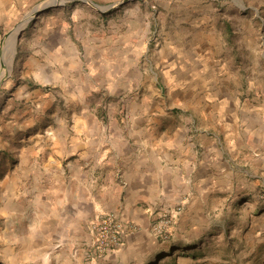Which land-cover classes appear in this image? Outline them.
<instances>
[{"label":"crops","instance_id":"0c3cea01","mask_svg":"<svg viewBox=\"0 0 264 264\" xmlns=\"http://www.w3.org/2000/svg\"><path fill=\"white\" fill-rule=\"evenodd\" d=\"M13 7L0 0V11ZM80 10L73 24L40 27L32 47L21 41V76L64 90L70 114L48 124L50 146L20 189L0 187V264H199L207 251L222 256L225 237L240 243L246 228L262 240L264 88L255 68L240 93V60L193 42L149 49L145 32L135 41L142 30L124 23L117 37L99 13L85 14L81 39ZM177 208L170 237L158 239V213ZM106 214L125 228L117 247L98 253L91 225Z\"/></svg>","mask_w":264,"mask_h":264},{"label":"rangeland","instance_id":"374dc122","mask_svg":"<svg viewBox=\"0 0 264 264\" xmlns=\"http://www.w3.org/2000/svg\"><path fill=\"white\" fill-rule=\"evenodd\" d=\"M12 3L13 8L0 11V45L18 30L9 65L4 62L0 77V187L6 184L10 189L14 184L17 188L23 182L19 179L26 178L32 164L40 166L50 146L48 124L70 114L64 90L21 76V57L27 51L21 41H30L31 47L36 37L41 41L40 27L51 20H68L73 24V12L78 8L81 10L74 24L75 34H80L81 39L87 38L85 14L99 13L113 25L117 37L122 34L124 23L130 24L132 32L142 30L135 41H142L145 32L149 49L169 40L175 44L193 42L197 47L211 48L215 55L217 51L234 57L242 67V82L237 90L246 92L252 66L255 68L252 81H256V87L264 88V0H12ZM251 57L256 58L254 64L249 60ZM236 65L240 66H233ZM262 194L258 193L260 198ZM3 230L0 226V232ZM260 232L263 237L264 229ZM251 237L247 228L240 243L225 237L222 256L218 257L216 249L209 255L207 251V260L199 264H264V238L256 241Z\"/></svg>","mask_w":264,"mask_h":264},{"label":"built area","instance_id":"2783aa9c","mask_svg":"<svg viewBox=\"0 0 264 264\" xmlns=\"http://www.w3.org/2000/svg\"><path fill=\"white\" fill-rule=\"evenodd\" d=\"M179 211L180 208L174 209V212L167 209L160 210L152 225L151 233L160 240H167L170 236L174 218ZM124 228V225L118 222L112 214L103 215L93 223L91 231L94 233V242L98 253H104L117 247Z\"/></svg>","mask_w":264,"mask_h":264},{"label":"bare ground","instance_id":"6f19581e","mask_svg":"<svg viewBox=\"0 0 264 264\" xmlns=\"http://www.w3.org/2000/svg\"><path fill=\"white\" fill-rule=\"evenodd\" d=\"M17 31L18 30L14 31L8 37V39L4 42V44L0 45V50H2V54L0 55V77L2 76V73L4 72L3 71L4 62L6 63L7 66L9 65L11 54H13V46H14Z\"/></svg>","mask_w":264,"mask_h":264},{"label":"water","instance_id":"95a60500","mask_svg":"<svg viewBox=\"0 0 264 264\" xmlns=\"http://www.w3.org/2000/svg\"><path fill=\"white\" fill-rule=\"evenodd\" d=\"M124 1H126V0H124ZM39 11H41V9H40ZM39 11H35V12H39ZM7 36H8V35H7Z\"/></svg>","mask_w":264,"mask_h":264}]
</instances>
